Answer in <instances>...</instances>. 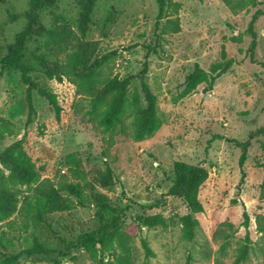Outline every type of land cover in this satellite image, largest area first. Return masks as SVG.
<instances>
[{
  "label": "rangeland",
  "instance_id": "rangeland-1",
  "mask_svg": "<svg viewBox=\"0 0 264 264\" xmlns=\"http://www.w3.org/2000/svg\"><path fill=\"white\" fill-rule=\"evenodd\" d=\"M174 1L181 4L180 31L161 35L165 20L158 15L157 0H97L91 7L88 0L42 5L0 0V71L3 60L14 57L17 37L24 35L21 67L0 74V264H95L81 237L93 234L91 249H100L99 242L114 231L133 236L132 264H185L188 254L192 264H232L246 234L244 210L251 240L245 264H263L257 221L264 216V16L252 28L254 62L248 51L250 21L264 9V0L237 10L221 0ZM223 53L233 61L228 72L182 98L195 67L209 74ZM68 61L77 63V72L88 71L92 81H76L79 89L75 78H47L55 63ZM113 79L127 81L123 121L129 129L144 119L146 93L154 97L161 127L150 139L135 142L129 130L106 133L98 125L118 95L103 82ZM30 85L34 115L27 122ZM42 92L56 97L58 119ZM245 142L246 178L239 186L240 144ZM18 150L40 182L56 189L65 182L81 184L80 194L59 192L57 212L39 207L36 186L25 183L20 163L8 156ZM176 162L208 172L198 194L204 211L195 216L193 242L183 238L179 223L185 205L171 193ZM107 169L112 187L95 185V175ZM155 215H162L165 224L148 229L137 221ZM224 224H232L235 234L222 255L221 232H229ZM142 239L152 257H145ZM35 245L44 252L27 253ZM116 251L98 255L121 264L115 263Z\"/></svg>",
  "mask_w": 264,
  "mask_h": 264
},
{
  "label": "trees",
  "instance_id": "trees-1",
  "mask_svg": "<svg viewBox=\"0 0 264 264\" xmlns=\"http://www.w3.org/2000/svg\"><path fill=\"white\" fill-rule=\"evenodd\" d=\"M53 1V0H37V4L42 5L46 2ZM97 0H88V5L91 7ZM226 7L231 10L242 9L246 5H250L252 7L259 5V0H221ZM157 4L159 7V17L165 20V24L161 28V35H169V34H176L180 31V24H179V17L178 13L181 8V4L175 2L174 0H157ZM89 8L86 9V12ZM264 16V9H259L253 15L249 29L251 34L253 35V40L250 44L249 48V57L252 62H254V50L256 47V40L255 35L253 34L252 28L254 23L259 17ZM24 35L20 34L17 37V45L14 48V57H9L3 60L1 65L0 74L3 73L5 69L10 67H21V59H20V52L22 49ZM223 61L217 64H214L211 69L210 73L206 74L198 69V66L195 67L194 72L187 77V82L185 88L181 94V97L184 98L192 94L196 88L202 83H208L212 79H217L222 75L226 74L228 70L231 68L233 61L226 60L225 54H222ZM74 58V56H73ZM264 68V63L260 64ZM78 66L75 61H68L65 64L55 63L51 69L47 70L46 76L49 80H58L61 81L63 76H66L68 79L75 78L74 83L81 89L80 85L77 84L76 81L79 83L87 84L90 83L92 80L91 74L88 71L83 73L77 72ZM26 70L22 68L23 80L25 83L28 84V81L25 78ZM212 81V80H211ZM103 82L106 84V87L109 89H115L118 91V95L116 96L114 102L107 107V109L103 112L101 118L98 121V125L103 128V131L106 133H114L119 132L124 134L127 130L130 132V137L135 142H142L144 140L150 139L155 135V133L160 129L161 123L158 120L155 109H154V97L150 94L146 93V102L147 108L145 110V116L141 123L137 124L136 122H132L130 125L132 129H129L127 126L124 125L123 121V114L125 112L126 106V99L124 97V91L127 85V81H118V80H109ZM212 85V82H209ZM32 86H28L26 90V99L29 108V116L27 122H30L32 115H34V107L32 104V96H31V88ZM47 101L55 108V115L56 118H59L60 108L57 105L56 97L54 95H47L43 92L41 93ZM98 104V100L94 99L92 103V107H96ZM243 152L239 159V167L241 169V180L239 186L244 183L246 178L245 172L242 170L245 159H246V151L249 146V142H245L240 144ZM21 142L17 144V148L20 149ZM22 152L18 150V152H10L8 156L11 160H16L20 163L19 174L22 178L25 179V183L28 186L35 185L37 195V205L41 207H49L51 213L60 211L62 206L60 203V198L58 196L59 192H67L71 195L78 196L80 194V190L82 189L81 184H73V183H63L58 189L54 188L48 181L40 182L38 173L34 170L33 164L25 157L22 156ZM208 179V172L206 169L200 166H190L182 162H176L174 164V181L173 186L171 188V193L174 196H177L182 199L186 213L185 215L179 218V223L182 229L183 238L187 242H193L196 237V231L198 228V222L195 218L197 214L203 213L204 209L199 201L198 194L202 187V185ZM94 184L101 187V188H110L113 185V176L112 172L107 169L105 173H100L95 175ZM89 185V184H87ZM233 204H237V202H233ZM244 208V205L241 204ZM243 222L241 224L242 227L245 228L246 234L243 239V244L238 248L235 259L232 264H245L249 261L250 255V244L251 240L249 237V223L250 218L247 212L243 211ZM137 221L139 225L142 227L151 229L156 228L158 226H162L165 224V219L162 215H155L151 217H144L138 216ZM258 225L257 231L262 234L264 238V216H260L258 218ZM229 229V232H221L223 237V243L219 247L220 254L224 255L226 250L229 247L230 240L233 238L235 231H233L232 224H224ZM218 233V232H217ZM220 233V232H219ZM132 235L128 234L126 231H114L106 236L103 240H101L100 249H91L94 242L93 234L83 235L81 237L80 243L81 245L88 251L90 254L91 260L95 264H112L109 262H104L100 255L103 252L116 250L117 248L119 251H116L115 256V263L121 264H132L131 258V249H130V242L132 240ZM141 246L144 250L145 257L149 258L152 257L154 254L150 250L147 242L142 239ZM44 249L41 246L35 245L33 248L27 250L29 254H36L42 253ZM259 255H261L264 264V246H261L258 249ZM193 257L192 255L188 254L186 258L185 264H192Z\"/></svg>",
  "mask_w": 264,
  "mask_h": 264
}]
</instances>
